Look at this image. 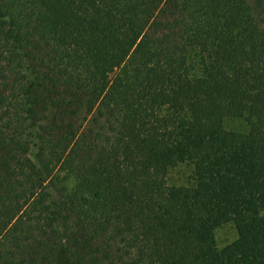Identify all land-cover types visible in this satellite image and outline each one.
<instances>
[{"label":"trees","instance_id":"obj_1","mask_svg":"<svg viewBox=\"0 0 264 264\" xmlns=\"http://www.w3.org/2000/svg\"><path fill=\"white\" fill-rule=\"evenodd\" d=\"M0 264H264V0H0Z\"/></svg>","mask_w":264,"mask_h":264},{"label":"rangeland","instance_id":"obj_2","mask_svg":"<svg viewBox=\"0 0 264 264\" xmlns=\"http://www.w3.org/2000/svg\"><path fill=\"white\" fill-rule=\"evenodd\" d=\"M225 127L229 130L245 131L247 124L242 118H227ZM192 166L182 163L174 167L169 175V183L173 185H185L191 180ZM238 237L236 227L233 222L224 223L215 229L216 243L219 248H223Z\"/></svg>","mask_w":264,"mask_h":264}]
</instances>
